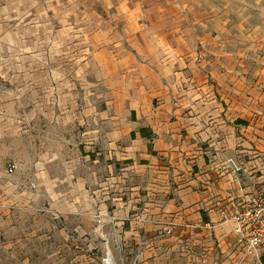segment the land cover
<instances>
[{"label": "crops", "instance_id": "1", "mask_svg": "<svg viewBox=\"0 0 264 264\" xmlns=\"http://www.w3.org/2000/svg\"><path fill=\"white\" fill-rule=\"evenodd\" d=\"M150 6L0 3V227L34 180L130 264H253L209 209L264 180V34L236 0Z\"/></svg>", "mask_w": 264, "mask_h": 264}, {"label": "rangeland", "instance_id": "2", "mask_svg": "<svg viewBox=\"0 0 264 264\" xmlns=\"http://www.w3.org/2000/svg\"><path fill=\"white\" fill-rule=\"evenodd\" d=\"M4 1L6 0H0V3ZM195 1L197 0H139L142 4L150 3L151 6ZM221 1L229 2V0ZM236 1L239 12L243 6L247 5L246 9H242L243 17H247V22L257 23L259 26L234 27L233 29L238 34H249L252 29L255 33L264 34V25L261 26L259 22L261 18H264V10L256 5L261 2L264 4V0ZM152 9V11L143 10V15L156 17L165 12L157 11L155 6ZM238 18H241L240 14ZM13 157L20 159L22 164L20 168L23 169L25 157L17 154ZM3 159L0 156V161H7ZM31 181V186L28 188L31 190V196L27 206L22 204L10 206L12 220L9 224V220L4 221L6 223L0 227V264H105L108 254H111L113 264H130V258L128 260L123 254L120 259L114 256L105 241L102 228L96 230L82 227L75 230L74 227L80 223V219L76 218L77 215L70 214L72 204L69 202V191L71 188L65 186L42 188V194L38 195L34 180ZM60 212L62 216L59 215ZM42 213L45 215L44 218L41 216ZM41 226L45 227L44 235L41 233L43 230ZM256 257L254 256L253 264H257ZM259 258H261L260 255Z\"/></svg>", "mask_w": 264, "mask_h": 264}, {"label": "built area", "instance_id": "3", "mask_svg": "<svg viewBox=\"0 0 264 264\" xmlns=\"http://www.w3.org/2000/svg\"><path fill=\"white\" fill-rule=\"evenodd\" d=\"M227 162L235 172L242 169L241 164L232 158H228ZM8 171H12L11 166ZM209 210L217 212L221 222L232 224L236 241L244 246L247 253L257 256L264 253V180L255 195L240 201L232 199L225 205L212 207ZM171 231L172 226H167L165 232Z\"/></svg>", "mask_w": 264, "mask_h": 264}, {"label": "bare ground", "instance_id": "4", "mask_svg": "<svg viewBox=\"0 0 264 264\" xmlns=\"http://www.w3.org/2000/svg\"><path fill=\"white\" fill-rule=\"evenodd\" d=\"M105 264H113L111 254H108L107 257L105 258Z\"/></svg>", "mask_w": 264, "mask_h": 264}, {"label": "trees", "instance_id": "5", "mask_svg": "<svg viewBox=\"0 0 264 264\" xmlns=\"http://www.w3.org/2000/svg\"><path fill=\"white\" fill-rule=\"evenodd\" d=\"M262 260L264 261V256H262Z\"/></svg>", "mask_w": 264, "mask_h": 264}]
</instances>
